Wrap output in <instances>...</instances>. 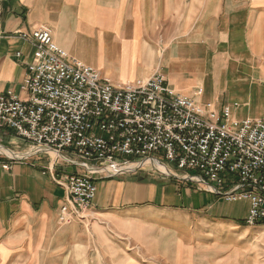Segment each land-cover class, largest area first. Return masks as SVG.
I'll use <instances>...</instances> for the list:
<instances>
[{
  "label": "crops",
  "instance_id": "0c3cea01",
  "mask_svg": "<svg viewBox=\"0 0 264 264\" xmlns=\"http://www.w3.org/2000/svg\"><path fill=\"white\" fill-rule=\"evenodd\" d=\"M38 27L114 84L157 70L176 92L228 105L237 120L264 118V0H0V93L25 97L33 47L17 34ZM7 149L18 155L0 151V264H226L207 255L203 225L235 226L248 214L247 200L225 206L182 173L133 168L96 179L93 219L59 224L64 189L43 170H83L26 158L29 146Z\"/></svg>",
  "mask_w": 264,
  "mask_h": 264
},
{
  "label": "built area",
  "instance_id": "2783aa9c",
  "mask_svg": "<svg viewBox=\"0 0 264 264\" xmlns=\"http://www.w3.org/2000/svg\"><path fill=\"white\" fill-rule=\"evenodd\" d=\"M17 35L33 47L21 83L26 95L0 93V132L11 131L34 149L26 158L47 154L83 170L63 177L52 166L43 170L64 189L59 224L84 221L96 179L126 172L105 169L138 163L136 170L167 175L154 166L161 163L225 201L247 200L244 224L264 225V118L237 120L228 105L216 108L176 92L157 70L114 84L55 44L45 27Z\"/></svg>",
  "mask_w": 264,
  "mask_h": 264
},
{
  "label": "rangeland",
  "instance_id": "374dc122",
  "mask_svg": "<svg viewBox=\"0 0 264 264\" xmlns=\"http://www.w3.org/2000/svg\"><path fill=\"white\" fill-rule=\"evenodd\" d=\"M245 115V113H244ZM242 114H238V117H242ZM0 143H8L7 148H14L16 150H24L28 148V144L18 138L11 132L0 133ZM27 144V145H26ZM16 146V147H14ZM5 146L0 144V151L5 153H17L7 149ZM33 151V149H29ZM18 155V154H17ZM157 170L163 173L171 174V172L165 169L158 168ZM180 175V173H178ZM195 185L193 182H191ZM196 187L198 185L196 184ZM201 188V187H200ZM228 202V201H226ZM230 204H236L229 202ZM238 214L244 215V206H241L236 210ZM93 219L91 214L84 220L88 222ZM241 220H238L240 222ZM197 224H199L197 222ZM201 231L205 233V245L210 246V252L207 254L211 258L220 257L226 258V264H264V225H257L248 227L244 223L233 225H221L217 222L204 223ZM222 250V253H216V251ZM211 264L214 263L211 260Z\"/></svg>",
  "mask_w": 264,
  "mask_h": 264
},
{
  "label": "bare ground",
  "instance_id": "6f19581e",
  "mask_svg": "<svg viewBox=\"0 0 264 264\" xmlns=\"http://www.w3.org/2000/svg\"><path fill=\"white\" fill-rule=\"evenodd\" d=\"M45 150H48L50 152H53L52 150L48 149V148H45ZM34 151V149H33ZM32 151V152H33ZM54 154H56V152H53ZM10 155H14L16 156L17 154H14V153H10ZM149 162V160H145L143 163L141 164H147ZM140 164V165H141ZM137 166H139L138 163H127V164H123V165H116L115 167H110V168H107L105 170H111L112 169H115L117 172H122V171H128V170H131V169H135ZM154 166L158 167V168H162V169H165L166 171L170 172L163 164L161 163H156L154 164Z\"/></svg>",
  "mask_w": 264,
  "mask_h": 264
},
{
  "label": "water",
  "instance_id": "95a60500",
  "mask_svg": "<svg viewBox=\"0 0 264 264\" xmlns=\"http://www.w3.org/2000/svg\"><path fill=\"white\" fill-rule=\"evenodd\" d=\"M136 169H134L133 171H135ZM165 176H169V177H173V178H180V177H178V176H175V175H173V174H167V175H165ZM181 179H183V178H181Z\"/></svg>",
  "mask_w": 264,
  "mask_h": 264
}]
</instances>
